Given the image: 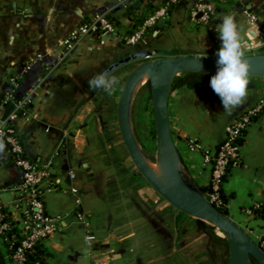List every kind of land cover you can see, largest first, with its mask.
I'll return each instance as SVG.
<instances>
[{
    "label": "crops",
    "instance_id": "crops-1",
    "mask_svg": "<svg viewBox=\"0 0 264 264\" xmlns=\"http://www.w3.org/2000/svg\"><path fill=\"white\" fill-rule=\"evenodd\" d=\"M162 2L0 0V108L5 115L16 113L15 133L25 157L48 172L40 186L46 212L60 216L58 230L42 243L47 264H215L207 250L208 236L201 232L190 237L184 231L185 224L191 225L184 223L188 217L135 170L119 136L116 104L124 79L141 62L216 56L221 45L216 26L226 14L236 20L243 55L263 53L264 0L218 4L206 23L191 16L190 2L180 0L141 42L125 43L121 37L139 25L141 12ZM95 14L107 16L116 35L91 33L69 47L61 44ZM99 74L115 78L110 92L90 87ZM210 78L196 88L172 86L168 94L173 141L199 187L210 180L204 152L214 150L225 127L264 99V77L248 76L243 102L225 111ZM190 140L200 149H192ZM0 145L1 222L17 228L27 207L26 197L16 190L23 174L7 144L0 140ZM223 194L227 215L255 242L264 239V219L250 212L264 204V112L247 126ZM88 233L93 240L86 239Z\"/></svg>",
    "mask_w": 264,
    "mask_h": 264
},
{
    "label": "water",
    "instance_id": "water-1",
    "mask_svg": "<svg viewBox=\"0 0 264 264\" xmlns=\"http://www.w3.org/2000/svg\"><path fill=\"white\" fill-rule=\"evenodd\" d=\"M248 76L264 77V52L246 54ZM217 57L177 55L135 65L122 83L116 104V123L122 144L135 170L178 212L194 219L198 228L218 230L226 244L227 264H264V250L228 215L221 213L191 178L174 144L169 122L168 94L181 73L212 76ZM148 93L154 124V156L140 145L131 121L132 103L139 88ZM0 264H6L0 252Z\"/></svg>",
    "mask_w": 264,
    "mask_h": 264
},
{
    "label": "built area",
    "instance_id": "built-area-1",
    "mask_svg": "<svg viewBox=\"0 0 264 264\" xmlns=\"http://www.w3.org/2000/svg\"><path fill=\"white\" fill-rule=\"evenodd\" d=\"M180 0H163V2L154 10H145L141 12L142 20L140 24L129 35L121 38L129 45H135L141 42L148 31L153 28L159 20H163L170 8ZM192 4L191 16H199L202 22L208 20L215 15L217 5L230 0H185ZM239 1V0H236ZM114 34L116 28L113 22L103 14H95L91 19L82 22L73 28L65 39L61 41L63 46L69 47L73 42L78 41L89 34ZM264 107V99L258 101L257 104L241 113L229 125L225 127V135L220 142V149L213 157L214 150L205 151L203 154L204 164L210 166V161L214 162L210 166V183L211 192L204 196L213 204L217 200V189L221 176L225 173L226 165L229 161L233 165L237 164L239 149L233 144V140L239 136L241 130L245 129L251 117L258 114ZM15 112L3 114L0 108V140L4 141L9 149L13 162L22 170V183L16 188L26 197V210L20 219L18 246L15 248L13 259L15 264H21L24 261V253L31 249L36 242H44L49 239L57 230L60 216L50 215L46 212L45 204L40 192V186L48 176L45 169L37 167L25 157V151L20 140L17 138L14 128ZM189 146L192 149H200V145L194 140H190ZM0 214V234H3L9 226L7 223L1 222ZM86 239L93 240L94 236L90 233ZM260 247L264 248V240L260 242Z\"/></svg>",
    "mask_w": 264,
    "mask_h": 264
},
{
    "label": "clouds",
    "instance_id": "clouds-1",
    "mask_svg": "<svg viewBox=\"0 0 264 264\" xmlns=\"http://www.w3.org/2000/svg\"><path fill=\"white\" fill-rule=\"evenodd\" d=\"M216 31L221 45L216 51L217 70L209 83L220 97L223 109L231 111L240 105L247 95L249 66L243 58L244 41L241 39L234 16L226 14L221 17ZM115 83V78L107 79L104 74H99L89 81L90 87L105 88L109 92ZM2 147L3 145H0V148Z\"/></svg>",
    "mask_w": 264,
    "mask_h": 264
},
{
    "label": "trees",
    "instance_id": "trees-1",
    "mask_svg": "<svg viewBox=\"0 0 264 264\" xmlns=\"http://www.w3.org/2000/svg\"><path fill=\"white\" fill-rule=\"evenodd\" d=\"M138 19L141 21L142 20V14L138 16ZM140 24V23H139ZM210 76L208 75H202V74H197V73H191V72H185L181 73L180 75L176 76L173 80L172 86L176 85H182L187 88H196L202 83L206 81ZM264 112V107L261 109V111L258 113H263ZM256 114L255 116L251 117L250 122L258 115ZM247 128V127H246ZM246 128L241 130L239 133V136L233 140V144H235L238 149L240 146L243 144L244 136L246 133ZM220 144L219 143L215 149H214V154L213 157L216 156V152L220 149ZM214 160L212 159L210 161V166L213 164ZM209 166V167H210ZM233 163L229 161L226 165L225 168V173L221 176L220 181H219V187L217 189V200L213 201V205L224 215H227V209H226V197L223 194V184L226 181L232 167ZM211 168V167H210ZM202 192L204 194L211 192V183L209 181V184L206 185L205 187H200ZM251 214L253 215L254 218L257 219H264V204L260 203L255 206H253L250 209ZM181 216H185L184 214L180 213ZM188 217V216H185ZM9 218L4 216L3 221H7ZM9 222V221H7ZM12 223L8 224L9 228L3 232V234H0V241L2 244V247L0 246V251L1 254L7 257L8 260L12 261L14 264V251L15 248L19 244L20 236H19V230L11 225ZM200 232L206 234L207 236L211 237V241L217 243L221 247L226 244L220 241V237L212 234L213 230H211L208 227H200ZM264 240V239H262ZM260 240L258 244L260 245ZM227 248V247H226ZM261 248L264 250V248L261 246ZM45 250L43 249L42 242H36L31 249H27L24 253V261L21 264H47L45 262Z\"/></svg>",
    "mask_w": 264,
    "mask_h": 264
},
{
    "label": "rangeland",
    "instance_id": "rangeland-1",
    "mask_svg": "<svg viewBox=\"0 0 264 264\" xmlns=\"http://www.w3.org/2000/svg\"><path fill=\"white\" fill-rule=\"evenodd\" d=\"M144 88V87H143ZM132 109V125L135 132V135L140 143V145L143 147V149L147 152V154L153 158L154 156V124H153V115L151 111L150 101L148 97V93L146 92V89H143L135 98L134 104ZM190 223L191 225H184V231L190 236V237H196L195 235H200L201 232L196 230V225L192 222H195L194 219L188 217L185 218L184 223ZM218 230H214L212 234L216 236H222L219 235ZM203 238V237H202ZM207 238V236H206ZM206 238H203L202 242L203 245L207 244ZM259 241H257L258 243ZM0 246L2 247L1 241ZM206 246V245H205ZM207 250L209 251V254L213 257L214 256V263L215 264H227L228 260V252L227 248L224 245L221 247L217 243L209 240L207 244Z\"/></svg>",
    "mask_w": 264,
    "mask_h": 264
},
{
    "label": "flooded vegetation",
    "instance_id": "flooded-vegetation-1",
    "mask_svg": "<svg viewBox=\"0 0 264 264\" xmlns=\"http://www.w3.org/2000/svg\"><path fill=\"white\" fill-rule=\"evenodd\" d=\"M208 239L211 240V237L208 236Z\"/></svg>",
    "mask_w": 264,
    "mask_h": 264
},
{
    "label": "bare ground",
    "instance_id": "bare-ground-1",
    "mask_svg": "<svg viewBox=\"0 0 264 264\" xmlns=\"http://www.w3.org/2000/svg\"><path fill=\"white\" fill-rule=\"evenodd\" d=\"M219 235H221V234L219 233Z\"/></svg>",
    "mask_w": 264,
    "mask_h": 264
}]
</instances>
